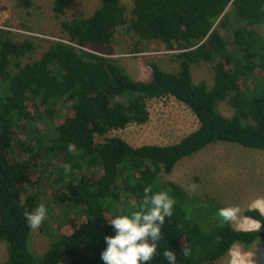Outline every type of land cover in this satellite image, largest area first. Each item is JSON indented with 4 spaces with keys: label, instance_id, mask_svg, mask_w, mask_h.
I'll return each mask as SVG.
<instances>
[{
    "label": "trees",
    "instance_id": "trees-1",
    "mask_svg": "<svg viewBox=\"0 0 264 264\" xmlns=\"http://www.w3.org/2000/svg\"><path fill=\"white\" fill-rule=\"evenodd\" d=\"M75 1L55 0V16H65ZM233 14L243 23L228 40L217 26L230 27ZM258 25L264 26V0H134L131 17L122 0H102L89 16L63 19V40L26 63L37 42L15 40L0 28V240L9 250L0 264H103L104 237L114 234L111 218L137 210L148 185L168 190L175 200L148 264H169L163 256L168 249L176 264H211L234 245L264 244L260 209L245 211L258 228H236L220 215L226 207L215 198L192 196L167 177L182 159L212 143L264 150V36ZM124 27L138 38L132 51L153 40L178 50V69L150 60L152 77L133 78L107 52ZM200 62L213 64L211 86L194 80L192 68ZM167 95L194 112L197 129L165 145L134 146L109 136L147 123L149 101ZM222 102L234 114H223ZM47 178L56 204L75 206L78 213L58 233L48 231L50 247L38 255L25 213L39 205V194L29 188L38 189Z\"/></svg>",
    "mask_w": 264,
    "mask_h": 264
},
{
    "label": "rangeland",
    "instance_id": "rangeland-1",
    "mask_svg": "<svg viewBox=\"0 0 264 264\" xmlns=\"http://www.w3.org/2000/svg\"><path fill=\"white\" fill-rule=\"evenodd\" d=\"M55 0H1L0 28L10 32L15 40L34 39L38 46L33 54L24 59L32 62L39 58L52 41L63 40L61 21L75 16L91 15L102 0H77L65 16L56 17L53 11ZM129 17L133 14L134 0H122ZM229 6L226 12L231 10ZM230 27L217 26L228 40L232 39L234 27L243 23L232 15ZM264 36V26H256ZM137 36L129 28L119 31L114 47L108 51L112 58L122 64L135 79L149 80L152 77L150 60H156L166 70H177L179 63L175 59L178 50L170 49L163 41H144L142 51H132ZM194 80L206 81L210 86L214 82L212 62H200L192 68ZM219 110L227 115L234 114L228 102L219 104ZM150 119L147 123H131L124 129H116L109 136H121L134 146L143 144H170L181 140L199 126L194 112L174 96H163L149 101ZM99 140H102L100 137ZM44 176V174H42ZM53 177V176H52ZM167 177L181 184L192 196L213 197L231 211L229 218L236 228L254 229L260 223L245 215L247 209L258 208L264 213V150L246 147L233 142H216L192 156L182 159ZM39 194V204L51 206L50 214L32 233V249L44 254L50 247L52 237L48 231H57L72 214L78 213L75 206L56 204L52 198L54 190L51 178H47L39 187L29 188ZM25 198V196H24ZM48 210V209H47ZM9 255L8 244L0 240V263ZM62 264H74L70 260ZM211 264H264V244L257 243L250 248L241 244L234 245L230 252Z\"/></svg>",
    "mask_w": 264,
    "mask_h": 264
},
{
    "label": "clouds",
    "instance_id": "clouds-1",
    "mask_svg": "<svg viewBox=\"0 0 264 264\" xmlns=\"http://www.w3.org/2000/svg\"><path fill=\"white\" fill-rule=\"evenodd\" d=\"M71 147V146H70ZM66 166V170H67ZM175 200L168 190L153 191L151 185L144 188L143 203L137 210L114 214L110 226L114 234L104 237L106 247L101 253L103 264H148L155 255L158 241L161 239V227L166 217H171ZM107 206V205H106ZM47 215L45 203H40L33 211L25 213L29 226L37 229ZM220 215L229 219V210H222ZM184 249V255H189ZM169 264H176L177 257L173 250L163 253Z\"/></svg>",
    "mask_w": 264,
    "mask_h": 264
},
{
    "label": "crops",
    "instance_id": "crops-1",
    "mask_svg": "<svg viewBox=\"0 0 264 264\" xmlns=\"http://www.w3.org/2000/svg\"><path fill=\"white\" fill-rule=\"evenodd\" d=\"M250 218V217H249Z\"/></svg>",
    "mask_w": 264,
    "mask_h": 264
}]
</instances>
